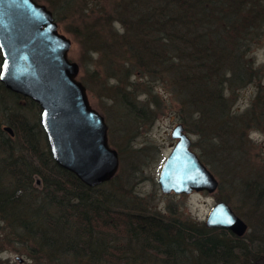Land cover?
<instances>
[{
	"label": "rangeland",
	"instance_id": "rangeland-1",
	"mask_svg": "<svg viewBox=\"0 0 264 264\" xmlns=\"http://www.w3.org/2000/svg\"><path fill=\"white\" fill-rule=\"evenodd\" d=\"M35 1L51 11L57 30L69 38L67 58L78 65L76 78L84 85L91 107L103 116L107 143L117 153L116 171L103 188L117 196L111 205L125 214H149L174 224H205L212 206L224 201L247 225L240 236L245 235L252 252L241 253L238 261L264 264V258L259 262L260 255L264 257V0H224L227 9H237L239 13H229L239 17L240 24L227 32L225 24L222 28L218 21L210 23L214 33L208 37L210 47L229 37L233 54L244 50L239 59L231 57L224 66L226 76L221 79L226 105L214 119L206 113L197 116L195 98L199 91L189 82L187 73L180 74L189 65L191 72L195 71L188 55L195 52L193 46L183 45V53L173 62L168 60L171 57L162 61L134 55L141 39L132 37L135 22L130 33L122 28L121 17L133 18L141 10L139 0H69L67 4L66 0ZM240 1L248 8L241 9ZM218 63L202 73L204 86L213 87L216 77L223 73L219 71L222 60ZM176 68L180 71L175 72ZM234 68L242 77L232 76ZM5 90L0 87V128L13 137L8 107H18L31 119L37 114L40 117L41 108L37 102L39 108L29 104V96ZM178 123L191 140V150L217 181L213 190H161L158 173L176 142L171 130ZM17 140L16 135L14 148L22 152ZM32 177L34 187L39 188L40 179ZM113 220L119 224L117 228H97L91 237L107 244L106 253H123L119 259L102 258V264H125L124 259L139 255L141 247L122 232L121 220ZM14 237L0 217V264H55L44 253L30 254V244L17 242ZM186 246V258H163L147 250L139 263L224 264L221 260L201 261ZM84 259L79 264H91ZM77 261L67 257L62 264Z\"/></svg>",
	"mask_w": 264,
	"mask_h": 264
},
{
	"label": "trees",
	"instance_id": "trees-1",
	"mask_svg": "<svg viewBox=\"0 0 264 264\" xmlns=\"http://www.w3.org/2000/svg\"><path fill=\"white\" fill-rule=\"evenodd\" d=\"M139 6L141 10L133 18L121 17L122 28L130 30V33L132 21L135 22L132 37L141 39L133 50L134 55L162 61L171 57L168 60L173 62L183 53L184 48L180 49L183 45L193 46L195 52L189 51L188 55L196 67L195 71L192 73L189 65L188 70L180 74L187 73L189 82L199 91L195 98L197 116L206 113L213 119L217 118L226 105L221 79L226 76L224 66L230 63L231 57H238L244 50L239 52L236 47L238 53L233 54V49L229 48V40H232L229 37L221 38V43L210 47L208 37L214 35L210 23L218 21L220 26L225 24L228 32L229 27L234 28L241 22L239 17L229 13V10L239 13L237 9H227L224 0H139ZM246 6L240 1L241 9L248 8ZM192 41V45L188 44ZM216 58L218 62L222 60L223 66L219 71L223 73L216 77L214 86L208 88L202 84V73L207 72L212 64L213 67L219 64L215 62ZM1 60L0 56V63ZM235 68L232 76L242 77ZM179 71L180 68H176L175 72ZM0 87L6 89L1 82ZM27 102L38 107L30 99ZM8 110L14 136H8L0 128V153H4L0 157V217L17 242L30 244V254L44 253L55 264L64 263L67 257L78 259L77 264L83 261L80 260L82 257L91 264H102V258L115 255L111 251L106 253L107 244L91 236L97 233V228H117L119 224H115V219L121 220L122 232L141 247L139 255L124 259L125 264H140L147 250H153L163 258H186V245L201 261L245 264L243 260L238 261L241 253L252 252L245 235L237 236L226 228H209L205 224H174L149 214H125L122 209L111 205L117 196L103 190L109 180L88 186L73 172L56 163L39 114L31 119L16 106L8 107ZM16 135L17 144L23 146L22 152L14 148L12 140ZM33 175L40 179L39 188L33 185ZM116 216L121 219H116ZM117 253L115 259L123 254L122 251Z\"/></svg>",
	"mask_w": 264,
	"mask_h": 264
},
{
	"label": "water",
	"instance_id": "water-1",
	"mask_svg": "<svg viewBox=\"0 0 264 264\" xmlns=\"http://www.w3.org/2000/svg\"><path fill=\"white\" fill-rule=\"evenodd\" d=\"M70 40L57 30L53 15L35 0H0V80L11 91L29 96L40 106V123L52 157L88 186L110 179L117 153L109 147L106 124L76 78L78 65L67 58ZM176 142L163 161L158 183L163 192L213 190L217 181L190 148L178 123ZM209 228L223 227L237 236L246 223L224 201L216 202L205 219ZM263 255H260L259 262Z\"/></svg>",
	"mask_w": 264,
	"mask_h": 264
}]
</instances>
